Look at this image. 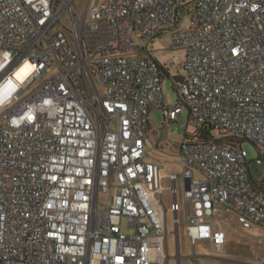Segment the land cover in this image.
<instances>
[{
    "label": "built area",
    "instance_id": "built-area-1",
    "mask_svg": "<svg viewBox=\"0 0 264 264\" xmlns=\"http://www.w3.org/2000/svg\"><path fill=\"white\" fill-rule=\"evenodd\" d=\"M79 1L0 0V264H169L168 212L179 249L182 223L217 251L230 211L264 226V176L243 146L263 164L264 0ZM167 28L184 50L174 105L135 38ZM183 104L220 140L176 145L181 203L177 174L148 149L152 108L174 121Z\"/></svg>",
    "mask_w": 264,
    "mask_h": 264
},
{
    "label": "rangeland",
    "instance_id": "rangeland-1",
    "mask_svg": "<svg viewBox=\"0 0 264 264\" xmlns=\"http://www.w3.org/2000/svg\"><path fill=\"white\" fill-rule=\"evenodd\" d=\"M100 0H95L98 3ZM85 2L80 0L77 3L78 8L85 7ZM180 26L187 27L190 22V13L187 9L180 11ZM136 41L140 47L144 46L154 57L164 63L170 71V75L164 74L162 80V94L165 105H174L182 102L180 90L174 82L176 74L185 75L181 65L184 58V50L172 43L171 28L164 30L163 34L151 40H142L135 35ZM151 127L149 130V158L164 161L165 171L167 173L175 172L177 174L178 199L181 203L185 198V178L183 167L177 164L175 157L176 145L187 138V134L196 129L188 119V107L183 104L182 113L174 121H165L163 109L154 107L151 110ZM217 135L218 132L214 131ZM243 146L247 150L250 162V172L253 178L260 179L264 176V161L259 164L256 158L259 156L256 145L244 140ZM198 176V175H196ZM199 177V176H198ZM169 178H165L163 186L166 187L163 197L167 204L172 201V193L168 188ZM109 193H101L100 200L108 201ZM183 214V211L181 212ZM174 215L168 212V244L169 255L171 256L169 264H264V226L253 225L250 228L243 227L232 215L228 223L230 231L229 239L224 250L217 251L215 247L199 241L193 245L187 234L184 223L180 226V249L177 245V229L173 221ZM229 220L226 219L227 223Z\"/></svg>",
    "mask_w": 264,
    "mask_h": 264
},
{
    "label": "trees",
    "instance_id": "trees-1",
    "mask_svg": "<svg viewBox=\"0 0 264 264\" xmlns=\"http://www.w3.org/2000/svg\"><path fill=\"white\" fill-rule=\"evenodd\" d=\"M159 63L162 67L163 73L170 75L169 68L164 63H161L160 61H159ZM163 77H164V75H163ZM184 79H185V75H183V74H176L174 76V82H175L176 86L178 87V89L180 87V84L184 81ZM192 134L198 135V139L203 140V141L220 140V138H218L219 135L218 134L216 135L215 132L211 128H208V127L200 129V130H195ZM187 135H189V133ZM224 138H226V137H224ZM224 138H221V139H224Z\"/></svg>",
    "mask_w": 264,
    "mask_h": 264
},
{
    "label": "crops",
    "instance_id": "crops-1",
    "mask_svg": "<svg viewBox=\"0 0 264 264\" xmlns=\"http://www.w3.org/2000/svg\"><path fill=\"white\" fill-rule=\"evenodd\" d=\"M163 33H161L159 36H157V37H155V38H153V39H151V41H153L154 39H156V38H159L161 35H162ZM138 55L139 56H146V57H153V58H155L154 57V55H153V53H151L150 52V50H148L146 47H144V46H142V47H140V49H139V51H138ZM157 59V58H156ZM158 60V59H157ZM160 61V60H159ZM161 62V61H160ZM162 63V62H161ZM232 215L234 216V217H236V214L235 213H233V212H229L228 213V222L226 223V228L228 229V223L231 221V218H232ZM229 231V230H228ZM229 234H230V231H229ZM202 242H205V243H207L206 241H202ZM208 244V243H207ZM210 245V244H209ZM221 251L222 250H224V247H222L221 249H220Z\"/></svg>",
    "mask_w": 264,
    "mask_h": 264
}]
</instances>
